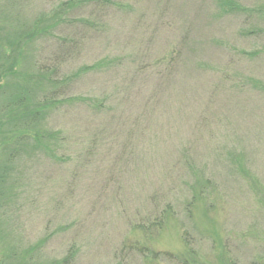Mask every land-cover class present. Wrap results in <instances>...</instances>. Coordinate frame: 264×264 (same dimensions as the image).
I'll return each mask as SVG.
<instances>
[{
    "label": "rangeland",
    "instance_id": "374dc122",
    "mask_svg": "<svg viewBox=\"0 0 264 264\" xmlns=\"http://www.w3.org/2000/svg\"><path fill=\"white\" fill-rule=\"evenodd\" d=\"M65 1L0 0V264H264V0Z\"/></svg>",
    "mask_w": 264,
    "mask_h": 264
},
{
    "label": "trees",
    "instance_id": "16d2710c",
    "mask_svg": "<svg viewBox=\"0 0 264 264\" xmlns=\"http://www.w3.org/2000/svg\"><path fill=\"white\" fill-rule=\"evenodd\" d=\"M76 2L77 1H74V0H66L65 2H63L62 3V5H64V6H67V7H72V6H74L75 4H76ZM39 22H35L34 24H33V26H32V28H30L31 30H30V32H29V34H28V36H27V38H30V36L31 35H37L39 32H45V29H46V31L48 30V29H50V26L49 25H47V26H42L41 27V25H39L38 24ZM52 27H53V25H51ZM38 111V110H37ZM39 112V111H38ZM21 135H22V137H27L28 136V134L27 133H21ZM41 134L40 135H37V134H34L33 136H29V137H31V139L32 140H34V141H36L37 140V142L38 141H40V139H41Z\"/></svg>",
    "mask_w": 264,
    "mask_h": 264
}]
</instances>
